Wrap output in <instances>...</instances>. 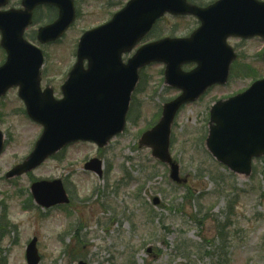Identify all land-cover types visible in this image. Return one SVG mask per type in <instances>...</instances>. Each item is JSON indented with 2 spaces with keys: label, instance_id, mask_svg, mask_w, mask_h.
I'll return each instance as SVG.
<instances>
[{
  "label": "rangeland",
  "instance_id": "rangeland-1",
  "mask_svg": "<svg viewBox=\"0 0 264 264\" xmlns=\"http://www.w3.org/2000/svg\"><path fill=\"white\" fill-rule=\"evenodd\" d=\"M75 1L79 19L62 42L41 46L35 40L39 25L52 19L53 15L46 17V8L42 24L31 27L26 36L45 51L43 87L51 84L57 98L62 97L60 89L76 62L80 37L106 23L129 0ZM214 1L190 0L200 7ZM160 23L155 33L160 39L187 37L199 27L191 17L167 16ZM228 42L238 55L228 86L187 105L175 119L170 153L186 180L179 185L171 179L169 166L138 143L144 131L159 122L164 103L180 94L164 85L160 65L144 75L129 125L108 147L70 145L58 158L10 181L5 174L33 151L42 127L26 116L17 90L0 100V128L7 139L0 157V231L6 232L0 237V262L27 264V245L37 238L40 264H264V160L256 159L252 176L242 177L215 162L205 147L212 104L264 79V40ZM4 59L0 47V64ZM247 69L256 78L245 75ZM93 158L104 162L102 179L85 170ZM59 179L71 204L50 211L38 207L31 185ZM188 192L196 199L191 206Z\"/></svg>",
  "mask_w": 264,
  "mask_h": 264
},
{
  "label": "water",
  "instance_id": "water-1",
  "mask_svg": "<svg viewBox=\"0 0 264 264\" xmlns=\"http://www.w3.org/2000/svg\"><path fill=\"white\" fill-rule=\"evenodd\" d=\"M7 2L0 0V7ZM41 5L59 10V19L38 34L41 44L53 43L76 20L72 0H24L26 11L0 12L1 45L8 54L6 64L0 67V98L19 87L28 116L44 127L35 151L7 178L34 171L72 143L94 142L100 148L107 147L126 128L139 72L155 62L167 66L166 84L183 94L164 105L160 123L146 132L139 143L152 149L154 159L171 166L172 179L179 184V167L169 153L174 119L186 103L197 102L209 88L228 82L230 68L237 58L227 43L229 38L264 40V2L221 0L200 9L190 6L187 0H132L110 23L82 37L79 60L62 89L65 99L61 101L54 100L50 89L41 92L43 53L24 40L32 12ZM166 13L194 15L202 26L190 39H166L143 47L124 65L121 56L130 53ZM195 63L198 67L194 71L183 73L184 64ZM212 108L208 151L231 172L251 176L253 159L264 157V80ZM4 139L0 132V155L4 152ZM86 169L102 176L98 160H92ZM32 191L35 201L46 209L70 203L60 180L38 182ZM26 257L28 264H39L36 240L30 244Z\"/></svg>",
  "mask_w": 264,
  "mask_h": 264
},
{
  "label": "trees",
  "instance_id": "trees-1",
  "mask_svg": "<svg viewBox=\"0 0 264 264\" xmlns=\"http://www.w3.org/2000/svg\"><path fill=\"white\" fill-rule=\"evenodd\" d=\"M191 193L190 192H188V195H190ZM191 195L189 196V199L187 200V201H189L188 203H189V206H191L192 204H193V202H195L196 201V199L195 198H193V197H191Z\"/></svg>",
  "mask_w": 264,
  "mask_h": 264
},
{
  "label": "flooded vegetation",
  "instance_id": "flooded-vegetation-1",
  "mask_svg": "<svg viewBox=\"0 0 264 264\" xmlns=\"http://www.w3.org/2000/svg\"><path fill=\"white\" fill-rule=\"evenodd\" d=\"M17 6H18V5H17ZM67 77H68V74H67V76H66V79H67ZM66 79H65V81H66ZM65 81H64V84L66 83ZM64 84H63V85H64Z\"/></svg>",
  "mask_w": 264,
  "mask_h": 264
}]
</instances>
